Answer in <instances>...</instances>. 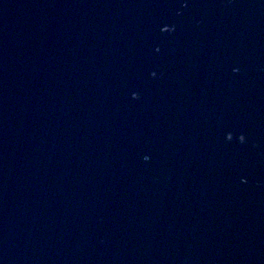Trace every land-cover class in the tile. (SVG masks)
<instances>
[{"label":"water","instance_id":"water-1","mask_svg":"<svg viewBox=\"0 0 264 264\" xmlns=\"http://www.w3.org/2000/svg\"><path fill=\"white\" fill-rule=\"evenodd\" d=\"M0 264H264V0H0Z\"/></svg>","mask_w":264,"mask_h":264}]
</instances>
